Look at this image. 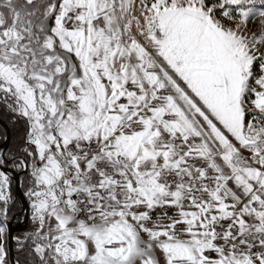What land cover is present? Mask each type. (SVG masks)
<instances>
[{"label":"snow or ice","instance_id":"6c2138e0","mask_svg":"<svg viewBox=\"0 0 264 264\" xmlns=\"http://www.w3.org/2000/svg\"><path fill=\"white\" fill-rule=\"evenodd\" d=\"M0 264H264V0H0Z\"/></svg>","mask_w":264,"mask_h":264}]
</instances>
